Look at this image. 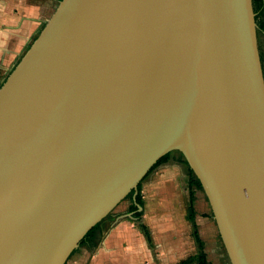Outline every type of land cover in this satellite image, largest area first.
<instances>
[{"label": "water", "instance_id": "95a60500", "mask_svg": "<svg viewBox=\"0 0 264 264\" xmlns=\"http://www.w3.org/2000/svg\"><path fill=\"white\" fill-rule=\"evenodd\" d=\"M172 151L231 263L264 264L253 0H61L0 87V264H66Z\"/></svg>", "mask_w": 264, "mask_h": 264}, {"label": "crops", "instance_id": "0c3cea01", "mask_svg": "<svg viewBox=\"0 0 264 264\" xmlns=\"http://www.w3.org/2000/svg\"><path fill=\"white\" fill-rule=\"evenodd\" d=\"M42 1L0 0V71L10 69L39 30L45 21L43 7L55 6L58 2L50 0L44 4ZM37 7L40 9L32 14L31 8ZM165 162L155 167L158 171L154 177L168 170L171 174L166 179L173 186L174 182L179 185L178 179H183L187 173L190 175L188 163L180 156L170 155ZM180 183L183 185L182 181ZM193 187L195 192L198 187ZM126 209L116 213L111 224L101 222L95 236L81 243L83 254L76 256L71 264H184L188 259H192L189 264H201L197 258L203 249L199 225L185 217V212L180 214L179 210L168 207L157 210L147 207L142 214L144 217L138 219L135 211L126 212ZM179 215L183 217L173 218ZM176 221H181L180 225L172 227Z\"/></svg>", "mask_w": 264, "mask_h": 264}, {"label": "rangeland", "instance_id": "374dc122", "mask_svg": "<svg viewBox=\"0 0 264 264\" xmlns=\"http://www.w3.org/2000/svg\"><path fill=\"white\" fill-rule=\"evenodd\" d=\"M60 1L61 0H58L55 6L43 7V15L45 21L43 22V24H41L39 30L34 34L32 40L28 42V44L23 49V51H21V54L18 56L16 62L12 66H10V69L7 71L8 73L6 72V70L0 71V87L6 80V77L16 67L17 63L22 59V57L25 55L27 50L30 48V46L37 38V36L40 34L41 30L46 25L48 19L52 16V14L55 12L56 8L60 4ZM42 2L45 4L46 2H50V0H43ZM31 9H32L31 12H33L32 14H35L40 8L37 7V9L35 8H31ZM16 11L17 10H15V12ZM255 12H256V21H257L259 52H260L262 67L264 71V12L259 10H255ZM173 155L180 156L182 158L181 154L177 151H174ZM156 171L158 170L155 168L152 169L149 172V174L142 180L143 186L141 189L144 196V204L142 205V208H144L143 214L144 211L145 212L147 211V207H150L151 210H157V209H161L162 207H168L171 209L179 210L180 214L182 212H185V217H187L191 221L198 222L199 232L204 242L203 249L201 252L206 254V258L208 262L210 264H232L225 243L222 239L216 218L214 216L212 205L203 188H196L195 192H193L194 187L193 184L191 185L190 175L188 174L183 179L181 180L178 179L179 185H175L174 182L173 186H171V181L166 179L168 177V174L169 175L171 174L170 171L165 170L164 172H160V174L154 177V173ZM181 181L183 185H181L180 183ZM134 200H135L134 194L131 192L109 214L110 216L108 215L103 221L104 222L108 221V223L111 224L114 221V217H116V213L120 212L122 208H127L126 212H131L128 209H130V206L132 205L131 203H133ZM143 217L144 216L142 215L141 218ZM152 217L159 218L160 216L153 215ZM182 217H183L182 215H179V216H174L173 218L175 220H178L177 218H182ZM138 219H140V217ZM180 223L181 221H176L171 225L172 227L174 226L176 227L180 225ZM150 240L152 241V239ZM80 254H83V245H80L72 253L66 264H71L76 258V256Z\"/></svg>", "mask_w": 264, "mask_h": 264}, {"label": "trees", "instance_id": "16d2710c", "mask_svg": "<svg viewBox=\"0 0 264 264\" xmlns=\"http://www.w3.org/2000/svg\"><path fill=\"white\" fill-rule=\"evenodd\" d=\"M253 4H254V9L255 10H259L264 12V0H253ZM171 152H168L166 154H164L154 165V167H152V169H154L155 167H157L159 164L167 161L170 158ZM182 159H184L186 162L187 160L185 159L184 155L181 154ZM151 169V170H152ZM150 170V171H151ZM189 173L191 176V184L197 186L198 188H203V184L202 182L199 180V178L196 177V175H194V170L189 166ZM149 174V173H148ZM147 174V175H148ZM142 182L139 185L138 188V192H136V190H134L132 193L134 194V202L132 203V205L130 206V209L132 211H135L136 216L141 217L143 214V211L140 210V206H142L144 204V196L142 193ZM101 222L96 224L85 236L84 240L82 241V243L89 238H93L95 236V232L97 230V228L100 226ZM88 236V237H87ZM197 258L199 259L201 264H210L206 258V254L205 253H201L197 256ZM192 259H188L186 261H184V264H189V262H191Z\"/></svg>", "mask_w": 264, "mask_h": 264}, {"label": "bare ground", "instance_id": "6f19581e", "mask_svg": "<svg viewBox=\"0 0 264 264\" xmlns=\"http://www.w3.org/2000/svg\"><path fill=\"white\" fill-rule=\"evenodd\" d=\"M172 159V158H171ZM182 160H184V159H182ZM166 163V162H165ZM167 164H168V162H167ZM165 165V164H164ZM154 167V166H153ZM160 168V167H159ZM153 173V172H152ZM188 174V173H187ZM195 175V174H194ZM189 179V178H188ZM143 182V181H142ZM192 185V184H191ZM191 187V186H190ZM204 190V189H203ZM191 192V191H190ZM132 197V196H131ZM133 202V201H132ZM132 204V203H131ZM130 210V209H129ZM110 216V215H109ZM206 227V226H205ZM145 228V227H144ZM146 229V228H145ZM97 236H98V234H97ZM88 237V236H87ZM173 239V238H172ZM175 239H176V237H175ZM172 241H174V240H172ZM85 242V241H84ZM171 242V241H170ZM86 243H88V242H86ZM203 244H204V242H203ZM204 251V250H203ZM200 252V251H199Z\"/></svg>", "mask_w": 264, "mask_h": 264}, {"label": "flooded vegetation", "instance_id": "af4514ba", "mask_svg": "<svg viewBox=\"0 0 264 264\" xmlns=\"http://www.w3.org/2000/svg\"><path fill=\"white\" fill-rule=\"evenodd\" d=\"M173 152H174V151L171 152V155H173ZM177 152H179V151H177ZM179 153H180V152H179Z\"/></svg>", "mask_w": 264, "mask_h": 264}]
</instances>
